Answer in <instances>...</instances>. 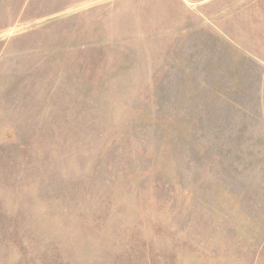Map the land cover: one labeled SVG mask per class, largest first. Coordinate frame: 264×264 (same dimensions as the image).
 <instances>
[{
    "label": "rangeland",
    "instance_id": "374dc122",
    "mask_svg": "<svg viewBox=\"0 0 264 264\" xmlns=\"http://www.w3.org/2000/svg\"><path fill=\"white\" fill-rule=\"evenodd\" d=\"M0 264H264V0H0Z\"/></svg>",
    "mask_w": 264,
    "mask_h": 264
}]
</instances>
